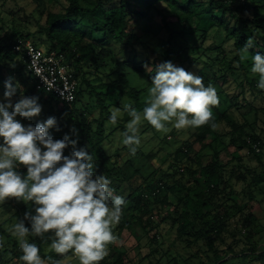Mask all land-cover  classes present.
Segmentation results:
<instances>
[{
  "label": "trees",
  "instance_id": "trees-1",
  "mask_svg": "<svg viewBox=\"0 0 264 264\" xmlns=\"http://www.w3.org/2000/svg\"><path fill=\"white\" fill-rule=\"evenodd\" d=\"M159 2L165 4L168 13L174 18V25L181 30V35L185 36L189 33L198 38L199 43L190 47L193 52L199 49L204 50L205 37L210 29L215 30L216 36L222 35L223 40L231 41L234 56L230 60H225L224 57L219 60L217 55L214 58L207 56L205 60L201 57L194 58L195 62H201L203 65L198 75L203 77L206 86L219 81L223 85L231 78L241 88L240 94L243 95L244 85L237 79L238 72H242L241 77L247 84L251 96L263 95L262 89L257 87V80L248 78V74L252 72L246 71L244 60H240L239 53L241 47L251 38L253 47L247 56L252 57L257 52L264 54V15L260 14L264 12V0H30L25 7L14 8L8 13L9 26L7 25V30L0 35V90L4 94L5 81L9 77L13 78L16 70L21 78H25L24 74H26L31 79L23 61L13 52L14 44L34 37L37 42L32 43L42 47L43 43L39 39L43 38L47 43L45 50L48 53L63 55L72 68L77 80V91L75 101L71 105L61 103L51 94L36 91L38 102L44 111L41 117L44 119L48 116L56 117L57 128H52L49 135L53 139H62L68 135L70 139L77 141L76 149L86 148L93 155L95 175L108 176L116 193L126 197L121 221L113 228L115 236L120 237L123 231L131 230V220L135 221L141 229L148 226L149 231L156 229L158 231L159 226L150 218L152 212L159 204L166 207L168 194L174 193L177 206L171 211H166L161 220L162 222L170 221V227L175 231V241H180L182 238L187 241L191 229L194 233V241L203 240L207 250L212 254L208 264H244V260H248L249 264H264V249H247L237 254L236 243H234L227 246L226 254L220 255L216 245V242L225 244V234L237 236L234 229H229V220L232 216H237L236 213L242 214V217L245 216L246 223L251 224L254 221L250 212L245 215V204L231 196L230 182L244 181L245 177L239 173L236 174L233 169H226L229 163L222 164L221 150L226 149V145L223 143L222 136L216 132L219 124L229 125L232 135L228 145L240 144L247 150V155L253 156L264 169L263 155L261 152L255 153L251 147V144L258 143L261 149L262 136L258 135L249 123L232 122L229 113L212 107L216 127L205 124L193 128L192 135L184 143L185 150L182 153L189 162L194 160L195 168H187L185 171L187 178L182 179L185 175L181 173L179 174L181 179L176 180L172 185L163 183L161 179L150 183V176L157 171L153 166L154 153L144 154L137 151L121 165H110L109 157L102 151V144L106 137L103 127L112 124L109 121L110 107L118 108L122 103L131 102L138 111H142L145 101L142 96L151 86V77L154 75V67L157 64L144 66L142 63H123L130 71L122 73L119 70L116 81L109 84L100 83L96 87L92 80L94 78L100 80L98 72L108 66L110 50L106 46L107 42H118L123 46L127 42L134 46V41H139L134 25L143 24L147 16L140 12L139 4L149 11ZM48 5H53L54 9H50ZM205 6H208V10ZM0 22L3 23L1 17ZM130 22L134 25L129 29ZM164 27L168 26L164 24ZM170 40L171 35L165 41L166 49L161 55L162 62H173V58L177 55L171 47ZM211 49L221 51L223 44L209 48ZM16 60L19 61L20 67L16 66ZM218 62L221 68L216 67ZM117 66L116 70H118ZM133 72L141 74L146 80V86L140 90L131 86L134 80ZM206 72L211 73L212 81L206 78ZM82 86L86 87L88 96L91 97V94L96 96L94 107L98 110L97 117H90L86 121L83 115L89 108L86 103L78 105L82 98ZM32 88L35 89L34 84ZM100 88L101 91H97ZM103 88L106 90L102 91ZM106 99L109 100L107 103ZM243 99L248 113H252L256 121L258 110L246 98L243 97ZM77 112L81 113L80 119L76 116ZM129 119V116L124 117V121ZM119 126L123 132L122 124ZM262 135L264 136V127ZM195 145L199 149L194 156H191L190 153ZM70 147L72 145L64 150V155H68L73 150L72 147L69 151ZM217 147H220V150L216 149ZM123 149L129 148L124 145ZM205 149H211L212 154L202 155ZM237 166L238 169L242 167L241 160L238 161ZM244 170L252 174L253 178H261L260 174L248 167ZM178 172L175 170L172 177ZM22 174L26 175V169L22 171ZM230 202L232 205L228 206ZM30 203L22 204L21 209L29 212ZM232 209L236 211L234 215L231 214ZM29 237V242L36 243L41 253L43 238L30 234ZM155 238L156 235L152 237V240ZM111 245L112 243L108 246L112 247ZM15 246L16 252L13 258L22 264L19 260L21 251L14 243V248ZM5 252V250L0 251V264H8L3 259ZM68 254L69 252L62 254L59 258ZM229 255L231 257L227 258ZM127 263L126 253L115 247L111 248L110 256L100 262V264Z\"/></svg>",
  "mask_w": 264,
  "mask_h": 264
},
{
  "label": "rangeland",
  "instance_id": "rangeland-1",
  "mask_svg": "<svg viewBox=\"0 0 264 264\" xmlns=\"http://www.w3.org/2000/svg\"><path fill=\"white\" fill-rule=\"evenodd\" d=\"M29 3L30 0H0V17L3 20V23L0 22V35H2L3 31L7 30V27L9 26V21H7V19H9L8 13L14 8L25 7ZM48 7L54 9L53 5H48ZM205 7L208 10V6ZM139 10L147 15L142 22L143 24H139L138 26L134 25L133 22H130L129 24V29L134 25L135 33L138 35L139 41H134V46L127 42L124 46L118 42H107L106 46L110 50L108 66L98 72L100 80H97L96 78L92 80L90 78L96 87L100 83L109 84L112 81H116L119 70L122 73L130 71L123 63H142L144 66L146 64L152 65L153 63H162L161 55L166 49L165 41L169 35H171V47L177 53L173 58V63L197 75L203 65L201 62H195L194 58L201 57L205 60L207 56L214 58L217 55V59L219 60L223 59L222 57H224L225 60H230L234 56V49L232 48L231 41L223 40L224 38L222 35L216 36V32L213 29H210L207 32L203 51L202 49L195 52L190 50V47H194V45L199 43L197 40L198 38L188 32L185 36L180 34L181 30L174 25V18L168 13L163 2L157 3L156 6L149 11H146L145 6L139 4ZM260 14L264 15V12H260ZM164 24L168 27H164ZM28 40L35 43L37 42L34 37ZM221 40H223V43H221ZM39 41L43 43L42 48L45 50V46L47 45L46 41L43 38H40ZM220 44H223V50H209V48L216 47ZM251 62L252 60L249 56L244 60L247 72H251ZM15 64L17 67H20L18 60L15 61ZM219 64L220 62L217 63V68L222 67L218 66ZM116 65H118V70H116ZM241 74L242 72H238L237 79L244 85V94H240L241 88L231 78H229L223 85L221 84V81L218 83L216 82L213 86L217 90L219 103L213 107L219 109L221 112L229 113L232 122L235 121L239 124H243L244 122L249 123L256 130V133L262 136V147L260 152L263 155L264 164V136L262 135L264 127V90H262L263 95L252 97L250 90L247 88V84L241 77ZM132 75L134 78L131 84L132 87L140 90L146 86V80L141 74L133 72ZM24 77L25 78H21L17 70L13 73L14 82L19 85L16 94L11 98V103L13 105H15L22 96L30 97L37 95L36 90L32 88V80L27 77L26 74H24ZM206 78L209 79V81H212V75L210 72H206ZM248 78L258 80L259 77L258 74L249 73ZM78 81L80 82V78ZM105 90L106 88L102 89V91ZM81 91L82 98L78 105L86 103V106L89 108L85 111L83 118L86 121L89 120L90 117H97L98 110L94 107L96 106V96L94 94H91V97L88 96L85 86L81 87ZM97 91H101V88L100 90L97 89ZM147 94L148 88L142 96L143 100H145ZM243 97L258 110L256 121L253 114L248 113ZM0 101H4V94L1 90ZM107 101L109 100L106 99V103ZM113 109H115V107L111 106L110 111ZM43 112L44 111H41L37 117H33L30 120H25L19 117L18 119H21V123L25 126L29 124L33 125L47 119L41 117ZM76 116L80 119L81 113L77 112ZM127 116L128 114L122 111L115 125L110 124L104 125L103 127L106 137L102 144V151L109 157L108 164L110 165H121L124 160L132 156L129 149H123L124 144L122 143L123 137L121 135L122 128L119 126L122 124L125 129L127 121H124V117ZM94 127L95 124L93 125V128ZM139 129L138 135L140 136L141 143L137 147V151L144 154H155L153 166L157 171L150 176V183L161 179L163 180V183L165 182L167 185H172L176 180L181 179L179 176L181 173L185 175L182 179H186V169H194L195 165L193 163L194 160L189 162L186 157H184L182 151L185 150L184 143L188 141L192 135L194 131L193 128L175 129L169 125L167 131H157L148 124L147 121L142 120ZM50 131L51 129H49V132ZM231 131L232 129L230 126L224 123L219 124L216 129L217 134L222 136L223 143L226 145V149L221 150L222 164L229 163L228 166H226V169H233L236 174L239 173L244 175V181L236 182L232 180L230 182V192H232L231 196L233 199L238 200V202H241L243 205L245 204V215H248L250 212L254 217V221L251 224L246 223L244 219L245 216L242 217V214L236 213L235 209H232L231 214L234 215L236 213L237 216H232L230 218L229 229H234L237 236L234 237L225 234L224 245L216 242L220 255L226 254L227 246L233 245L234 243H236L235 250L237 254H240V251L242 250L247 251V249H264V169L258 164L253 156L247 155V150L240 144L228 145L229 139L232 135L230 134ZM198 149L199 147L195 145L190 155L194 156ZM216 149L220 150V147H217ZM71 150L72 147L69 148V151ZM205 154L207 156L211 155L212 150L205 149L202 152V155ZM239 160L242 162V167L240 169L237 168ZM245 167L260 174L261 178H253L252 174L245 172ZM24 169H26V166L24 165L17 166V171L22 176V171ZM175 170H178L179 172L172 177ZM149 200H151V198H149ZM26 203L27 202L18 200L17 198H8L4 203H0V251H6L5 255L3 254V259L4 261H7L8 264H21L18 260L13 258V255L16 252V246L14 248V243L19 249V242L12 232L13 225L18 219H23L24 217L25 212L21 207L22 204ZM230 205H232V202L228 204V206ZM176 206L177 204L174 199V193H169L166 207L159 204L157 209L153 210L152 216L150 217L152 221L159 226L158 231L157 229L149 231L148 226L141 229L135 221L131 220V230L123 231L120 237H117V240L112 242L111 246L119 248L126 253L128 258L127 264H208L210 262L209 257H211L212 254L207 250L203 240L194 241V233L191 229L189 230L188 235L190 236L187 241L185 238L180 239V241H175V231L170 227V221L162 222L161 219L165 216L166 211H171ZM34 207L35 206L30 203L29 212L34 214ZM115 226L116 225H113V228ZM147 231H149L148 234H146ZM154 235H156V238L155 240H152ZM42 238L43 243L40 247V255L44 258H51L47 259L46 264H54L55 261H60V264H79L78 257L73 255L71 251H69L68 255L59 258L62 254H57L50 248L51 240L47 238V235ZM26 239L30 241L29 235ZM112 247L108 246V255L106 257L110 256ZM230 257L231 255L227 256V258ZM243 262L244 264H249L248 260H244Z\"/></svg>",
  "mask_w": 264,
  "mask_h": 264
},
{
  "label": "clouds",
  "instance_id": "clouds-1",
  "mask_svg": "<svg viewBox=\"0 0 264 264\" xmlns=\"http://www.w3.org/2000/svg\"><path fill=\"white\" fill-rule=\"evenodd\" d=\"M253 41L249 38L240 49V60H246ZM250 71L258 74L257 87L264 90V54L251 57ZM4 101H0V203L8 198L31 202L32 212L13 225L18 239L22 264H46L40 249L26 237L31 234L51 240L57 254L69 251L79 264H100L108 255V245L117 240L113 225L119 224L126 197L116 193L106 175H95L93 155L86 148L76 149V140L65 135L53 139L49 129L57 128V119L48 117L34 126L21 123L42 111L37 96H22L13 105L11 98L19 87L14 78L4 83ZM219 103L216 88L204 83L203 77L165 61L154 67L151 86L142 111L133 103H124L111 111L109 121L115 125L121 112L128 114L122 143L135 155L141 143L139 126L147 121L157 131L198 128L210 124L215 128L212 107ZM72 145L73 150L64 155ZM26 166V175L17 171ZM27 222V226H26ZM50 234V235H49ZM54 264H60L55 261Z\"/></svg>",
  "mask_w": 264,
  "mask_h": 264
},
{
  "label": "built area",
  "instance_id": "built-area-1",
  "mask_svg": "<svg viewBox=\"0 0 264 264\" xmlns=\"http://www.w3.org/2000/svg\"><path fill=\"white\" fill-rule=\"evenodd\" d=\"M13 52L23 61L36 91L51 94L65 105L75 101L77 80L63 55L48 53L29 40L18 41L13 46ZM247 142L250 143L249 140ZM251 147L255 153L261 150L258 143L251 144Z\"/></svg>",
  "mask_w": 264,
  "mask_h": 264
}]
</instances>
